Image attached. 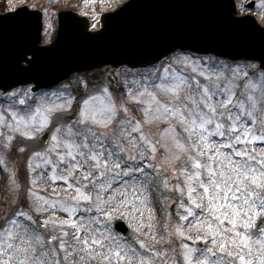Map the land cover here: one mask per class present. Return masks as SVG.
I'll list each match as a JSON object with an SVG mask.
<instances>
[{
    "label": "rangeland",
    "instance_id": "rangeland-1",
    "mask_svg": "<svg viewBox=\"0 0 264 264\" xmlns=\"http://www.w3.org/2000/svg\"><path fill=\"white\" fill-rule=\"evenodd\" d=\"M125 1L32 0L29 4L44 12V36L41 44L45 45L52 43L56 37L57 11L71 8L81 14L89 15L92 19V28L96 29L100 27L101 13L115 9ZM237 1L240 14L253 13L264 24V0H256L254 10L245 6L250 0ZM26 2V0H0V6L3 4V9L0 8V11H6L5 8L11 10ZM194 57L189 52H176L163 62L148 68L131 70L121 67L113 71L112 68L111 70L102 68L100 71L76 73L67 81L37 92H32L25 86L16 88L6 95L0 93V246L7 249V243H3L4 241L15 245L13 252L15 264L24 260L25 256L32 259L30 250L24 251L29 243L41 251L50 250L48 264H53V258L60 259L55 257V252L64 253V249L59 248L61 240L71 246L74 243V235H87L86 231L84 233L77 231L74 225L62 223L70 219H75L85 229L91 224L93 232L99 229L98 236L109 237L117 246L124 245L125 242L134 244L148 258H152L153 254L139 244L141 239L156 246L157 251L162 253L167 249L166 255L155 258L166 260L167 264H173V261L187 264L183 255L186 251L182 247L184 244L196 249L213 247L208 240L192 238L197 235H207L205 230L196 224V221L202 218L199 209L192 205L193 197L180 192L181 187L185 190L189 187L183 169L187 167L188 175H191L195 165L180 147L185 139L183 135H177L181 132L179 117L171 116L172 109L165 110L164 104L172 102V97L175 95L171 93L172 86L181 89L180 98L175 101L176 108L180 107L181 101L191 107L187 96L191 95L198 100L204 84L209 85V90L214 93L213 99L217 101L222 98L221 93L224 88L229 87L235 92L234 103L243 101L248 111L252 110L249 95L255 96L259 102L254 113L256 119L247 115L242 116L241 119L254 125V134L261 135L264 134V112L261 111L264 109V73L257 71L258 64L255 62H230L215 56ZM185 58L190 63H186ZM103 69H106V72ZM180 74L184 75L185 79L181 78ZM111 76L118 80L117 86L120 91L113 92L111 89L110 84L113 82ZM188 78L193 85L185 84V80L189 83ZM217 80L220 84L219 88L215 86ZM196 81H199V86ZM250 81L256 87H252ZM161 83L168 88L167 92L160 88ZM227 95L223 92L224 99H227ZM229 109L236 112L239 104H236V107L229 105ZM218 110L222 111V109ZM85 111L89 116H95L97 120L107 121L108 117H111V121L106 126L94 123L91 119L82 122ZM240 111L244 110L240 109ZM46 116L50 117V120H45ZM150 117L151 122H149ZM125 121L128 123H124ZM69 126L74 133L88 135V143L94 149L97 143H103L105 150H111L113 155L119 156L121 160L126 154L144 157V160L121 162L120 165L125 170L129 166L141 167L151 178V184L147 185V194H141L143 204L136 202L134 205H127L120 196H116L115 200L109 199V196L120 187L131 186L133 179L144 183L141 173L125 174L123 180L118 178L121 173L112 174L117 177L112 189L100 192L99 199L93 190V185L86 184L83 192L92 195V201L76 198L80 185L72 177L69 179L73 184H77L76 190L69 187L68 181L52 178L53 170L56 176L63 177L67 174L65 169L70 167L59 159L61 153L67 155L68 152H77L76 156L70 157L73 161L80 159L79 151H85L87 155L81 137L69 135ZM85 128L96 131L98 136L103 135L107 142L103 139L93 140L91 134L84 131ZM129 132L131 136H128ZM114 137L120 139L122 144L115 145ZM209 139L210 142L223 143L222 151L235 150L214 129ZM148 141L155 145V153ZM69 144L73 147H69ZM120 146L126 149L125 153L116 152V147ZM243 146L254 148V154L258 155L264 150V141L249 140V143ZM96 150L100 152L99 149ZM201 162L205 163L204 160ZM111 166L108 165L109 168ZM80 174V170H76V176L79 177ZM95 174L93 172L94 176ZM165 183L168 187H165ZM192 187L197 188L195 180ZM199 191L200 189L197 188V193ZM193 195L195 196L196 193ZM182 205L187 207L182 208ZM37 206L47 211L37 212ZM189 208L194 215H189ZM70 209L75 210L70 211ZM106 211L111 212L112 215L105 216ZM186 215L188 220L184 221L182 217ZM117 217L125 219L137 233L136 240H128L114 230L113 224ZM149 218H151L150 223ZM13 219L15 225L9 227ZM46 220L47 227H45ZM100 220L104 223L100 224ZM178 224L187 233L183 237L176 230ZM149 226L152 228V233L148 232ZM22 229H27V233L25 234ZM6 231L15 233L11 240L5 235ZM64 231L68 232V236L63 235ZM37 236L43 237L42 247L36 243ZM53 236L56 237L55 240L51 238ZM21 243L24 244V249L20 248ZM256 247L259 245L253 241L255 257L253 264H259V256L254 251ZM96 250L99 251V248L97 247ZM80 255L83 253L70 255L69 259H76L79 264ZM191 255L193 260L201 259L198 253ZM7 258L5 252L0 251V261Z\"/></svg>",
    "mask_w": 264,
    "mask_h": 264
},
{
    "label": "snow or ice",
    "instance_id": "snow-or-ice-1",
    "mask_svg": "<svg viewBox=\"0 0 264 264\" xmlns=\"http://www.w3.org/2000/svg\"><path fill=\"white\" fill-rule=\"evenodd\" d=\"M186 63H190L185 58ZM264 73V67L261 68ZM167 74V73H165ZM184 83V81H181ZM199 86V81L195 82ZM252 87H256L254 83L249 82ZM216 88L220 87L219 81H216ZM160 88L168 91V88L161 83ZM171 93H175L172 97V102L164 104L165 110L172 109L171 116L179 117L178 124H180L181 132L177 135H183L185 142L180 144V147L187 154L188 159L192 160L195 165V170L191 175H188V168L183 169L184 174L188 180L189 187L187 190L181 187L180 192L186 193L187 196L193 197L192 205L200 211V217L196 224L203 228L207 235H197L192 237L196 240H208L213 247L205 246L202 249L192 248L188 244L182 247L186 249L183 255L187 260V264H253V241L259 247L254 249L255 254L259 256V264H264V150L258 155L254 154V148H245L243 145L248 144L249 140L264 141V134L256 135L253 133L254 125H250L241 119L242 116L247 115L256 119L254 113L256 112L259 102L255 96L249 95L252 102V110L248 111L247 105L243 101H236L234 103L235 92L231 91L229 87H225L223 92H226L227 99L223 98L219 101L213 99L214 93L209 90V85L204 84L199 93V99H194L193 96H187V100L191 103V107L187 103L181 101L180 107H175V101L179 100L181 89L178 86L171 87ZM239 104V109L233 112L229 109V105L236 107ZM218 109H222L219 111ZM240 109L244 111L241 112ZM264 112V109H261ZM187 113V114H185ZM226 118V120H225ZM91 119L94 123L107 125L111 121V117L106 120H97L95 116H89L87 111L82 115V122ZM151 117L149 122H151ZM45 120H50V117H45ZM224 121V122H222ZM124 123H128L125 121ZM211 125V127H210ZM175 127V126H173ZM213 129L224 141L231 145L235 150L232 152L222 151L224 144L221 142H210V136ZM59 131V129H58ZM86 133H90L95 141L104 140L103 135L98 136L96 131L91 128H85ZM69 135H79L82 139L85 151H79V160L73 161L70 157L77 155V152H68L67 155L61 153L60 160L65 161L70 165L65 169L66 175L58 177L53 170V179H63L68 181L69 187L76 190L77 184H73L69 177H72L80 185V190L77 191V199L92 201L93 196L83 192L86 184L93 185V190L96 192L97 199H99L100 192H106L113 187V183L117 177L114 173L119 172L118 178L123 180L125 174L141 173L143 176L142 183L140 180L133 179L131 186L125 185L120 187L118 191L114 192L109 199L115 200L116 196L123 198V203L127 205H134L136 202L143 204L142 195L147 194V185L151 184V178L144 173V169L138 166H129L126 170L121 168V162L144 160L143 156L124 155L123 159L119 156L113 155L111 150H105L103 143H97L96 149L88 143L89 136L84 133H74L71 126L68 127ZM34 135V133H28ZM142 135V134H141ZM131 136V133H128ZM55 139V137H54ZM115 145H121L120 139L113 138ZM146 139V137H145ZM153 153L156 147L151 141H148ZM69 147L73 145L69 144ZM79 148V146H76ZM117 153H125L126 149L123 146L116 147ZM105 156L107 158H105ZM155 159V156H153ZM202 160L205 163L202 164ZM91 161V163H90ZM111 164V168L108 165ZM163 167V165H160ZM76 170H80V176H76ZM95 172V176L93 175ZM195 180L197 188L200 191L197 193V188L192 187ZM35 184V180H33ZM165 187H168L165 183ZM196 193L194 196L193 194ZM55 203V202H53ZM187 207V205H182ZM37 212H46L37 206ZM75 209H70L74 211ZM15 215V214H14ZM24 215V213H20ZM105 216H111V212H104ZM143 215V214H141ZM189 215H194L191 208H189ZM98 219V218H97ZM184 221L188 220V216H183ZM151 218H149V223ZM8 223V221H6ZM57 223H61L57 221ZM75 226V229L81 233L86 231V236L74 235V243L70 246L63 240L59 242V248L64 249V253L55 252L53 264H77L76 259H69L70 255L83 253L79 256V264H167L166 260H156V257H162L167 254V249L164 252L157 251L156 246L149 244L147 241L141 239L140 245L149 249L153 254L152 258H148L142 254L141 249L134 244L117 246L114 240L107 236H98L97 232H93L91 224L84 228L82 224H78L75 219L63 221ZM100 224L104 221L100 220ZM15 220L9 227H14ZM47 227V220L45 221ZM176 230L183 237L187 233L178 224ZM26 234L27 229H22ZM139 231V229H138ZM148 232L152 233V228L148 227ZM253 233L255 235H253ZM5 235L11 240L15 233L13 231H6ZM64 236H68V232H63ZM153 235H155L153 233ZM53 240L56 237H51ZM21 239H23L21 237ZM43 237L37 236L36 243L43 246ZM7 243V249L0 246V251L5 252L8 257L6 260L0 261V264H15L13 260V252L15 245ZM97 247L99 251H97ZM20 248L24 249V244H20ZM71 248V251H69ZM31 252L32 259L25 256L24 260L19 261L18 264H48V252L50 250L41 251L39 248L29 243L25 252ZM192 253H198L201 259L193 260ZM44 257V259H41ZM173 264H180L179 261H173Z\"/></svg>",
    "mask_w": 264,
    "mask_h": 264
},
{
    "label": "water",
    "instance_id": "water-1",
    "mask_svg": "<svg viewBox=\"0 0 264 264\" xmlns=\"http://www.w3.org/2000/svg\"><path fill=\"white\" fill-rule=\"evenodd\" d=\"M235 14V0H129L102 14L101 30L93 31L86 15L60 11L57 39L41 46L40 10L0 13V89L34 82L37 90L103 66L145 67L178 48L264 67V27ZM116 227L130 232L121 220Z\"/></svg>",
    "mask_w": 264,
    "mask_h": 264
},
{
    "label": "trees",
    "instance_id": "trees-1",
    "mask_svg": "<svg viewBox=\"0 0 264 264\" xmlns=\"http://www.w3.org/2000/svg\"><path fill=\"white\" fill-rule=\"evenodd\" d=\"M1 9H3V4L0 6Z\"/></svg>",
    "mask_w": 264,
    "mask_h": 264
}]
</instances>
